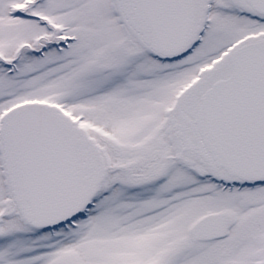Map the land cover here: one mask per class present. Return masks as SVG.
Segmentation results:
<instances>
[{
    "label": "snow or ice",
    "instance_id": "snow-or-ice-1",
    "mask_svg": "<svg viewBox=\"0 0 264 264\" xmlns=\"http://www.w3.org/2000/svg\"><path fill=\"white\" fill-rule=\"evenodd\" d=\"M0 264H264V0H0Z\"/></svg>",
    "mask_w": 264,
    "mask_h": 264
}]
</instances>
